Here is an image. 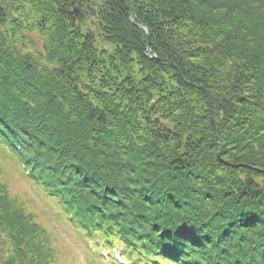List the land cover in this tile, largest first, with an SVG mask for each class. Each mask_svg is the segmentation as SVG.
Masks as SVG:
<instances>
[{
  "label": "trees",
  "instance_id": "obj_1",
  "mask_svg": "<svg viewBox=\"0 0 264 264\" xmlns=\"http://www.w3.org/2000/svg\"><path fill=\"white\" fill-rule=\"evenodd\" d=\"M0 149L112 264H264V0H0ZM60 242L0 181V264Z\"/></svg>",
  "mask_w": 264,
  "mask_h": 264
},
{
  "label": "rangeland",
  "instance_id": "obj_2",
  "mask_svg": "<svg viewBox=\"0 0 264 264\" xmlns=\"http://www.w3.org/2000/svg\"><path fill=\"white\" fill-rule=\"evenodd\" d=\"M214 123V118L212 115ZM0 181L6 185L11 197L16 198L25 208L26 213H32L35 221L51 232V236L58 238L64 246L63 251L71 250L76 254L77 259L83 264L82 259L86 257V264L102 263L97 254L93 253L88 244L78 234L75 228L66 220L64 216L58 214L59 207L55 200L47 197L44 193L27 178L24 169L18 161L12 158L8 152L0 149ZM104 253V252H103ZM94 255V256H93ZM116 258H121L119 252ZM105 264L106 257L103 256ZM122 261H124L122 259ZM111 264V263H110Z\"/></svg>",
  "mask_w": 264,
  "mask_h": 264
},
{
  "label": "water",
  "instance_id": "obj_3",
  "mask_svg": "<svg viewBox=\"0 0 264 264\" xmlns=\"http://www.w3.org/2000/svg\"><path fill=\"white\" fill-rule=\"evenodd\" d=\"M74 11L76 12V13H79V10L77 9V8H74ZM142 27H144V26H142ZM145 28V27H144ZM147 33H148V30H147ZM149 36V35H148ZM150 38V37H149ZM149 52H150V40H149V46H148V50H147V54H149ZM154 58H157V57H155L154 56ZM156 123H159V118H157L156 120Z\"/></svg>",
  "mask_w": 264,
  "mask_h": 264
}]
</instances>
